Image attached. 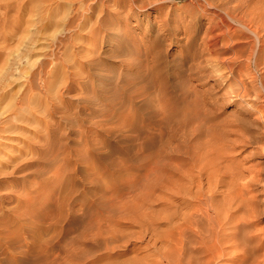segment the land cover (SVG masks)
<instances>
[{"label": "rangeland", "instance_id": "374dc122", "mask_svg": "<svg viewBox=\"0 0 264 264\" xmlns=\"http://www.w3.org/2000/svg\"><path fill=\"white\" fill-rule=\"evenodd\" d=\"M210 1L0 0V264H74L102 200L183 197L145 195L128 166L145 154L181 155L203 200L247 205L264 240V60H248L264 29L218 22L243 0Z\"/></svg>", "mask_w": 264, "mask_h": 264}, {"label": "bare ground", "instance_id": "6f19581e", "mask_svg": "<svg viewBox=\"0 0 264 264\" xmlns=\"http://www.w3.org/2000/svg\"><path fill=\"white\" fill-rule=\"evenodd\" d=\"M207 4L211 6L213 3L207 0ZM207 9L209 10L204 5V10ZM222 10H224V14L215 11L216 16L219 19L218 22L225 24L228 28L231 27L227 22L230 19L248 27L255 33L259 32L260 25H263L264 29L263 15L261 22L260 19L256 20L259 13L256 14L255 0H243L239 4L225 6ZM258 18H260L259 15ZM208 43L210 46L214 44ZM250 46L252 49L249 51L248 60L250 62L253 60L255 63L253 65L260 67L262 59L264 60V40L261 44L262 52L256 53L252 42ZM261 67L263 68V66ZM261 86L264 89V76H262ZM142 158V163L135 162V159L132 161L130 158L127 161L130 168L141 169L142 173L137 177L146 181V196L149 193L151 195L152 189L158 185L165 187V193L176 190V193L183 194V197L179 196L178 199V196H173L178 200H163L164 198H161L160 195L161 200H102L99 209L92 212L94 218L92 229L84 234L83 240L80 241V247H76L71 252L70 256L77 260L74 264H264V240H262L261 227L257 221L252 220L250 214L253 211L246 210V204L245 210H243L244 204H242L240 211L250 212V214L246 215L245 212H242L243 214L240 215V211L236 213L232 210V208H238L233 206L239 202L230 201L234 197H231L232 199L229 201L203 200L206 195L203 191L207 192L208 186L210 187L211 184L202 191L203 188L199 182L194 183V176L183 171L184 169L181 168H184L183 165L180 167V163L176 164L179 162L178 158H181L179 154L160 153L155 157L145 154ZM173 158H177V160L174 161ZM160 161L167 164L161 171L170 169L167 172L168 175L164 172L158 173L156 165ZM167 167L170 168L166 169ZM157 191L159 195V189ZM209 192L208 190V194ZM239 192L241 191L238 190ZM243 192L242 194L248 198V191L246 195ZM239 195L241 196V193ZM240 196L238 200H240ZM149 197L147 198L151 199L153 196ZM245 201H248L249 207L252 206L251 209L254 206L257 208V204L253 206L249 200ZM87 244L99 246L101 251L91 254L89 259L83 261L85 255L81 248L86 247ZM128 247L132 248L130 250H133L132 253L136 255L127 256ZM147 248L149 249L145 250ZM144 250L145 252L142 253ZM32 261L33 264H51V256L47 252L35 253Z\"/></svg>", "mask_w": 264, "mask_h": 264}]
</instances>
